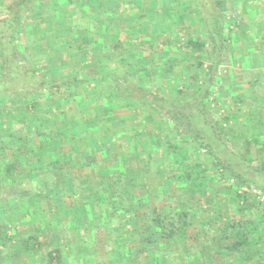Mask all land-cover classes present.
<instances>
[{"label":"trees","instance_id":"obj_1","mask_svg":"<svg viewBox=\"0 0 264 264\" xmlns=\"http://www.w3.org/2000/svg\"><path fill=\"white\" fill-rule=\"evenodd\" d=\"M163 1L169 7L166 15L161 0H19L0 18V206L6 209L8 202L23 200L30 214L44 211L50 222H56L52 225L59 221L63 232L74 226L75 233L67 236L73 244L93 241L95 231L104 229L102 241L110 249L99 254L100 264L106 263L107 255L116 264H264V242L256 248L263 240L256 235L260 207L235 193L238 201L243 199L237 212L247 217L222 224V236L217 238L212 227L214 220L223 218L219 199L215 190L200 191L210 179V163H196L188 147L193 142L211 159L212 167L222 169L238 186L254 185L264 192V143L251 155V145L259 143L255 137L244 140L245 152L222 142L223 129L208 106L210 76L192 94L181 92L173 99L151 96L146 87L145 79L154 71L139 59L137 37L146 41L156 29L158 38L164 24L173 29L176 22L166 18H178L184 7L181 0ZM193 2L205 20L213 72L227 39L226 18L217 1L210 15L203 0ZM122 17L136 26L119 27L117 20ZM25 28L31 31L24 37L28 47L20 38ZM174 41L172 36L167 38L170 45ZM186 41L192 52L204 47L192 37ZM32 54L51 68L35 66ZM172 62L166 57L162 66H174ZM163 72L177 80L182 74L179 69ZM49 85L60 91L52 101L50 96L57 93L47 94ZM67 86L71 95L65 96ZM6 121L13 125L7 127ZM168 128L174 132L183 128L191 141L170 140ZM160 135L168 154L189 149V154H177L168 162L181 178L180 190L199 188L201 196L193 203L186 205L183 198L177 205L148 206L147 164L139 168L132 162L150 156L144 140ZM121 140L127 141L128 148L120 151L115 146L117 154L110 155L112 145ZM155 142L153 147L160 149L161 140ZM158 158L157 165L165 168ZM208 213L214 219H205ZM17 224L12 221L10 227ZM3 227L7 226L0 223V230ZM193 227L201 230L205 240L201 244L196 242L201 233L190 232ZM4 237L13 241L20 236L12 231ZM22 237L25 243L31 236ZM3 253L0 250V264H7ZM216 256L222 258L220 262L214 261Z\"/></svg>","mask_w":264,"mask_h":264},{"label":"rangeland","instance_id":"obj_2","mask_svg":"<svg viewBox=\"0 0 264 264\" xmlns=\"http://www.w3.org/2000/svg\"><path fill=\"white\" fill-rule=\"evenodd\" d=\"M216 1L225 15L228 32L226 34L227 39L222 57L213 72H211L213 54L210 51L211 45L205 34V20L201 18L199 11L194 6L193 0H181L180 6L182 5L184 7L178 15V18L175 16H173V19L172 17L166 18L176 22V24L174 23L173 29H169V24H164L161 25V32L160 35L158 33V38L156 37V29L146 41L141 40V36L137 37L139 45L137 50L138 56H140L139 59L143 62L150 63L154 71V74L150 76L151 78L148 75L145 79L146 87L151 96H162L173 99L181 92L192 94L210 76L211 88L208 97V106L211 116L223 129L221 136L222 142H225L226 146L238 152H245L244 140L249 137H255L259 140V143L251 145L250 148L251 155H254L256 149L261 148L262 143H264V0H203L204 9L209 15L211 14V7L213 10ZM18 2L19 0H0V18H3L9 13L10 8L14 7ZM161 3L163 15L168 14L169 7L165 6L166 3L163 0H161ZM23 20L24 22L21 23L26 24L25 19ZM117 22L119 27L123 28L129 27L130 29L131 26H136V23L132 20L130 21L127 17H122ZM35 23L38 26H42L37 20ZM30 32L27 31V28L25 30L21 29L20 38H24ZM130 34L135 33L132 31ZM169 36H172L175 40L171 45L167 42ZM190 37L195 41L202 42L204 47L192 52L186 46V40ZM155 39H157V42ZM19 42L20 40L17 41V43ZM24 42L28 47L26 38H24ZM78 44L79 42L75 44L73 49L76 46L78 47ZM31 51L30 49V54ZM30 57L32 63L37 61L38 66L51 68L48 62L45 64L43 58L39 57V55L32 54ZM166 57L172 58V64L174 66H162L165 63ZM50 62L53 63V59H50ZM164 69L166 72L170 69H179L182 74H176V76L178 75L177 78L179 77L178 80L172 77L168 78V74L163 72ZM66 88H64L63 94L65 96L71 95V89L68 86ZM100 88L97 86L96 91H100ZM45 92L47 94L57 93L55 96H50V100L52 101L58 96L60 91L49 85L45 88ZM80 93H82L81 88ZM63 94L61 95L62 97H64ZM99 96L101 97V94ZM18 100V97L13 99L12 102H14V105H16ZM64 106H67V104ZM119 114H122V112H119ZM61 116L64 120L67 119L64 115ZM160 124L162 125V123ZM169 124L171 125V123ZM5 125L10 127L13 124L6 121ZM145 129L146 127H143V134H145ZM166 132L170 140L191 141V138L187 132H184L183 128L176 130V132L168 128ZM153 133L160 134L156 130ZM153 138L155 140H144L146 150L148 151L147 153L150 156L145 154L142 161L132 162L134 167L139 168L147 164L146 171H144L145 176L144 174L142 176H144L147 184L151 188L148 197V206L177 205L183 198L186 199L187 205L193 203L195 199L201 196L197 192L199 191L198 187L193 190L189 188L180 190L179 188L183 186L181 178L177 172L173 173L176 168L173 170V168L169 167L168 161L175 160L177 154L181 155L183 152L189 154L190 151L196 156L194 160L196 163H210L207 167V175L210 179L204 181L203 186L200 187V191L208 189L209 193H211L215 190L219 199V206L221 207L219 214H222L223 218L217 223L214 220L212 227L217 238L222 236V224H227L232 220L246 219L247 217L245 215L242 217L237 212L239 209L238 206H243L241 203L243 199L238 201L235 196L236 193L244 199H247L249 203H255L260 207L258 213L259 221L255 223L259 225L256 235L263 238V240H259L256 243V248H260L264 242V192L254 185L250 188L240 187L234 180L228 179L225 173L221 171L222 169L211 166V159L204 157V152L196 148L193 142L188 146L192 147V150L186 147L181 148L182 151L179 150L177 153L168 154L163 148L166 142L164 136L160 135L157 139L155 137ZM159 139L161 140V147L160 149H156L153 147V141L158 142ZM112 146L110 155L112 153L117 154L115 146L120 151H122L121 149L128 148L127 141L124 140ZM120 156H122V152ZM150 158H154L153 163H151ZM155 158H158L159 163H164L165 168L159 167L157 165V159ZM121 159L122 157H118L117 160H119V163ZM196 173L197 171H195L194 176H196ZM174 174L175 177H172ZM211 179H215L214 186L211 185ZM178 189L179 192H177ZM185 195L187 196L184 197ZM27 207L25 201H19L18 199H14L10 203L8 202L6 209L5 206H0V223L7 226L3 227L4 233L0 230V236H2L0 250L4 252V259L7 261V264H100L99 254L102 252L105 253L106 250L110 249L108 244L102 241L105 233L104 229L100 232L95 231L97 233H95L93 241L73 244L69 241L70 239H67V236L75 233L74 226L63 232L62 230L64 228L58 226L59 221L57 219V224L54 226L52 224L56 222H50L44 211L37 212V216H35L29 213ZM205 215V219H214L213 213ZM52 217L55 218L54 216ZM11 220L13 222L18 221V224L15 227H10ZM197 227L199 226L197 225ZM197 227H193V230L189 231L192 234H196L198 231L201 233V230ZM202 227L204 230L211 231L210 226H207L206 223L205 225L202 224ZM11 230L20 237L11 241L8 238L12 234ZM79 230H82V228ZM4 235L8 239H5ZM22 235L31 237L23 243L22 239L24 237ZM65 241H68L66 245H64ZM204 241L201 233L198 235L196 242L201 244ZM14 242H16V245H14ZM17 242H22V244L18 245ZM71 243L72 245H70ZM98 244H100L99 248L97 247ZM11 246L15 249H11ZM87 259L88 262L86 263ZM221 259L220 256H216L214 261L220 262ZM106 260L105 264H116V261L110 260L108 255L106 256Z\"/></svg>","mask_w":264,"mask_h":264},{"label":"crops","instance_id":"obj_3","mask_svg":"<svg viewBox=\"0 0 264 264\" xmlns=\"http://www.w3.org/2000/svg\"><path fill=\"white\" fill-rule=\"evenodd\" d=\"M71 54V53H70ZM213 64V62L211 63V65ZM34 65L35 66H38V62L36 61L35 63H34ZM68 243V241H65L64 242V245H66ZM70 245H72V243L70 244ZM93 261V260H92ZM88 262V259L86 260V263Z\"/></svg>","mask_w":264,"mask_h":264}]
</instances>
